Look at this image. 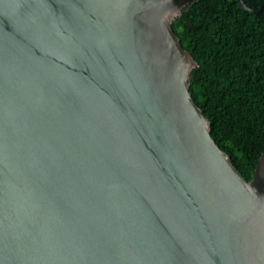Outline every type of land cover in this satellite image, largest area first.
I'll return each instance as SVG.
<instances>
[{"label": "water", "instance_id": "water-1", "mask_svg": "<svg viewBox=\"0 0 264 264\" xmlns=\"http://www.w3.org/2000/svg\"><path fill=\"white\" fill-rule=\"evenodd\" d=\"M194 1L0 0V264H264V151L246 179L192 98Z\"/></svg>", "mask_w": 264, "mask_h": 264}, {"label": "trees", "instance_id": "trees-1", "mask_svg": "<svg viewBox=\"0 0 264 264\" xmlns=\"http://www.w3.org/2000/svg\"><path fill=\"white\" fill-rule=\"evenodd\" d=\"M258 10L263 0H244ZM198 63L191 73L194 102L211 135L251 179L264 151V9L239 0H197L172 23Z\"/></svg>", "mask_w": 264, "mask_h": 264}]
</instances>
